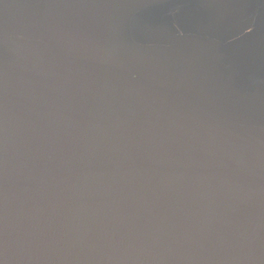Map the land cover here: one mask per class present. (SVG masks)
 I'll use <instances>...</instances> for the list:
<instances>
[{"label": "water", "instance_id": "1", "mask_svg": "<svg viewBox=\"0 0 264 264\" xmlns=\"http://www.w3.org/2000/svg\"><path fill=\"white\" fill-rule=\"evenodd\" d=\"M0 264H264V0H0Z\"/></svg>", "mask_w": 264, "mask_h": 264}]
</instances>
